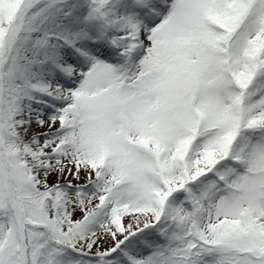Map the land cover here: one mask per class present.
I'll return each mask as SVG.
<instances>
[{
  "label": "snow or ice",
  "instance_id": "snow-or-ice-1",
  "mask_svg": "<svg viewBox=\"0 0 264 264\" xmlns=\"http://www.w3.org/2000/svg\"><path fill=\"white\" fill-rule=\"evenodd\" d=\"M0 264H264V0H0Z\"/></svg>",
  "mask_w": 264,
  "mask_h": 264
}]
</instances>
